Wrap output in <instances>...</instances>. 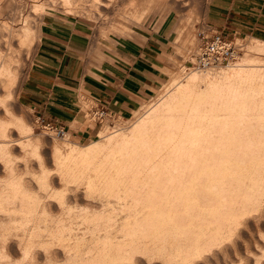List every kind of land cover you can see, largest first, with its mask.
Instances as JSON below:
<instances>
[{
	"label": "bare ground",
	"instance_id": "1",
	"mask_svg": "<svg viewBox=\"0 0 264 264\" xmlns=\"http://www.w3.org/2000/svg\"><path fill=\"white\" fill-rule=\"evenodd\" d=\"M60 1L64 12H84L75 0ZM117 1L91 0L100 28ZM121 1L134 17L145 0ZM158 1L146 0L150 8ZM188 1L161 0L157 8ZM36 5L39 23L45 5ZM126 18L109 28L126 35ZM38 23L4 25L0 42V264H264V45L247 42L243 64L190 71L114 134L101 130L87 145L55 143V168L43 151L35 172L27 150L3 138L27 124L11 100L16 63ZM18 149L19 164L12 159Z\"/></svg>",
	"mask_w": 264,
	"mask_h": 264
},
{
	"label": "rangeland",
	"instance_id": "2",
	"mask_svg": "<svg viewBox=\"0 0 264 264\" xmlns=\"http://www.w3.org/2000/svg\"><path fill=\"white\" fill-rule=\"evenodd\" d=\"M52 1L54 0H0V42L6 39L5 35H7V32H5L6 30L4 25L16 26L17 24L18 26L20 24L19 26H21L23 24H27L32 27L35 25V23H38V20L36 18H38V15H40V7L36 5L37 2H40L42 5H45L43 11L41 12V21L38 24L42 26L46 23L45 17L51 18V21H49L48 23L47 30L42 33L40 29L39 32L34 33V36H36V38L34 37L33 43L26 48V52L25 49H23L25 55L22 51V56H20L19 60L16 63L18 67L17 77L19 79V85L17 87L16 94L12 96L11 100L16 104L15 108H13L14 112L11 109L10 111H12L17 118H22L24 120L23 122H26L27 124L25 123L26 126H24L23 129L16 130V135L12 136L13 139L9 136H6L8 137V139H6V137L3 138L5 140L6 145L9 144L8 146H10L12 143L17 142L20 146V149L22 147L23 150H27L26 159H28V161L32 164V169L35 172H37L39 169L38 162L40 160L43 161V158L41 157L43 151L47 152L48 160H50V169H54L55 162L53 161L54 159L52 152L54 151L53 148L57 146L56 144H58V147H62L64 146V143L68 141L69 143H75L77 145H87L100 140V135L104 134H100L99 132L98 136L95 135L92 137H86L77 133H72L70 131L73 128L78 129L79 127L74 125L70 127H64V124H61L58 126L64 127V129L66 130V136H59L53 131L46 130L44 127L40 126L36 122V113H34L32 109H30L29 106L24 103L22 97V84L26 79L33 55L36 52L41 41L44 39V37H46L47 32H51V30H61L63 28L70 29L76 28L77 26L80 27V29H82L83 35L88 38L89 46H93V49H91L92 51L90 58H88V56L85 59L88 61H93L92 64L101 63L103 61L108 60L109 56H111L112 51L115 48H119L121 47V45L126 44V42H132L134 44H145L147 39H149L151 36L160 39L159 41L162 44L159 50L160 61L158 62V72L156 73L157 80L155 87L150 91V94L145 96L143 100L139 101L137 105L132 107L129 113H127L126 115L124 113H126L127 111L108 114L105 113L102 117H98L97 115H94L95 111H98L96 104L88 97L78 95L77 110L84 116V122L86 124L90 122H99L100 129H106L105 134H114L120 131L122 128L127 127L128 124L132 125V123L135 121V118H138L139 115L147 111L151 105L158 101H161V98H164L170 93H172L175 89V86H173L175 84L173 83H185L186 74H188L190 71H197V69L194 67V61L197 48L200 43V36H198L199 31L203 30L204 33L207 35H210L212 30L221 31L220 29H217L210 22V20H208L207 15L206 18H204V23L201 22L202 19L199 17L200 15H198V13L202 10L201 8L203 0H190L191 2L188 1L189 5L181 9L177 7L173 8L171 4L167 3L166 5L169 8L166 6L167 9H164V11L161 8H157L158 5H160L161 0L157 2L158 5L156 8H150L148 6V2H146L145 0L139 3L140 5L142 4L141 6L138 4L140 8L138 6L137 14L134 17L132 16V12L134 14V10L132 8L130 9V6L127 2H123L120 0L119 2L117 1L115 5H113L114 8L112 7L107 14L102 13V17H107V21L110 22L104 24L105 26L103 25L102 28H100L95 23L96 19L94 18L96 17V11L95 7H92L91 5V0H75L80 3L79 6L83 9L84 14H78L74 11L64 12L62 9H59L61 7L60 0L54 1L56 2L55 5H57V7L51 5ZM15 2L21 3L19 8L17 9H14ZM121 3L125 4L122 5ZM119 14L121 15V17ZM127 16L128 18L130 17V19H132L130 22L131 32H126V35H121L117 34L114 30L109 28L110 25L112 23H115L117 20L118 23H116L120 26L119 22H124L127 19ZM33 31H35V29ZM223 33L227 36V39L232 42V44L236 47L238 51V56L235 61L231 63V65H239L240 63H242L241 58H243L244 56V46H246L247 42L256 40L258 41V43L264 45V34H261L260 36L259 34L248 33L245 31H236L235 33L231 34L225 32ZM254 52L259 53L256 51ZM249 63L254 64L255 62H245L244 65L246 66ZM262 64L264 63L262 62ZM228 66L229 65H220L211 66L208 68L210 70L211 68L218 69L225 68ZM174 78L177 80H175ZM82 98L85 99L83 100V102L81 101ZM32 137L37 138V144L35 143L33 144V146L30 145L31 147H27L26 141L33 139ZM22 144L23 146H21ZM20 149H18L17 152L12 155V159L14 160L13 162L18 164L23 161V159L21 158L23 152H19ZM62 150L63 149H61L60 151ZM39 155L40 157H38ZM16 157L18 161L16 160ZM248 234L249 232L246 236V242L245 239L242 240L243 244L246 243L244 244V246H248L250 244L249 241L251 240V235Z\"/></svg>",
	"mask_w": 264,
	"mask_h": 264
},
{
	"label": "crops",
	"instance_id": "3",
	"mask_svg": "<svg viewBox=\"0 0 264 264\" xmlns=\"http://www.w3.org/2000/svg\"><path fill=\"white\" fill-rule=\"evenodd\" d=\"M206 15L225 33L264 34V0H209ZM45 18L42 33L51 21ZM159 40L151 36L145 44L126 42L108 60L92 64L85 59L90 58L93 46L80 27L51 30L33 55L22 84L23 101L54 124L79 127L71 129L72 133L98 136L99 122L86 124L77 110L78 95L88 97L107 114L129 113L155 87Z\"/></svg>",
	"mask_w": 264,
	"mask_h": 264
},
{
	"label": "built area",
	"instance_id": "4",
	"mask_svg": "<svg viewBox=\"0 0 264 264\" xmlns=\"http://www.w3.org/2000/svg\"><path fill=\"white\" fill-rule=\"evenodd\" d=\"M200 43L195 55L194 67L203 69L212 65L228 64L235 60L238 56L236 47L232 44L227 36L218 30H212L210 35L204 33L203 30L198 32ZM105 114L104 109L95 111L94 115L102 117ZM36 122L46 130L53 131L59 136H64L66 130L64 127L58 126L45 118L44 115L35 114Z\"/></svg>",
	"mask_w": 264,
	"mask_h": 264
}]
</instances>
